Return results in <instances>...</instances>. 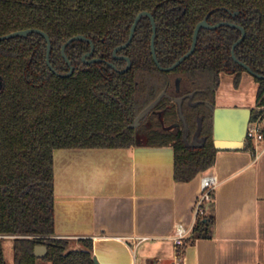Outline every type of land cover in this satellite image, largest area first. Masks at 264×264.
I'll use <instances>...</instances> for the list:
<instances>
[{"label":"trees","instance_id":"obj_1","mask_svg":"<svg viewBox=\"0 0 264 264\" xmlns=\"http://www.w3.org/2000/svg\"><path fill=\"white\" fill-rule=\"evenodd\" d=\"M225 8L239 13L230 15ZM212 9L209 24L226 21L244 28L234 54L264 75V0H0V35L26 28L43 30L50 38L49 60L57 72L68 71L60 48L77 34L90 38L93 56L102 59L84 63L81 57L89 51V43L72 41L65 53L74 70L61 77L46 64V43L40 34L0 40V264H7L5 239L11 244L12 264H95L91 239H78L81 247L74 249L70 239L55 235V149L170 147L174 180L182 182L214 164L218 148L212 108L220 75H232L237 88L245 72L230 55L239 29L201 28L191 55L164 71L152 59L151 24L143 16L131 42L117 51L130 58V67L120 73L105 62L124 67L125 61L114 58L112 51L127 40L135 16L148 11L156 24L158 63L168 67L189 50L195 25ZM254 81L250 121H264V79ZM163 90L165 95L140 124L130 127ZM182 96L186 132L174 101ZM261 131L264 137V127ZM196 134L205 139L192 147ZM245 148L253 149L251 139L246 138ZM213 199L203 204L205 213L193 223L183 247L212 236ZM36 245L47 249L41 258L33 253Z\"/></svg>","mask_w":264,"mask_h":264},{"label":"crops","instance_id":"obj_2","mask_svg":"<svg viewBox=\"0 0 264 264\" xmlns=\"http://www.w3.org/2000/svg\"><path fill=\"white\" fill-rule=\"evenodd\" d=\"M256 86L246 72L237 88L221 74L214 108L251 115ZM244 140L219 144L214 164L186 182L174 180L170 147L55 149V235L74 249L91 239L98 264H264V142L253 143L254 157ZM205 174L217 178L212 236L186 245L179 258L173 225L190 227Z\"/></svg>","mask_w":264,"mask_h":264},{"label":"water","instance_id":"obj_3","mask_svg":"<svg viewBox=\"0 0 264 264\" xmlns=\"http://www.w3.org/2000/svg\"><path fill=\"white\" fill-rule=\"evenodd\" d=\"M225 10L230 14V15H236L239 13V11H230L228 8H225ZM213 11L210 10L194 27L193 30V34H192V42H191V46L189 48V50L184 53L181 57H179L173 64H171L168 67H163L158 63L156 54H155V48H154V39H155V34H156V25H155V21L154 18L152 16V14L148 11H141L139 12L134 20L133 23L130 27V31H129V35L127 40L120 44L119 46H117L116 48H114L113 50V57L115 58H122L126 61L125 63V67L123 69H118L114 64H112L111 62H106L111 68H113L114 70L118 71V72H124L126 71L129 67H130V59L127 56H118L116 55V52L120 49H123L125 47L128 46V44L130 43V41L133 38L134 35V31L135 28L137 26V23L139 21V19L143 16H147L150 20L151 23V35H150V51L152 54V59L154 61V63L157 65V67L160 70H164V71H170L173 70L176 66H178L184 59H186L189 55H191V53L193 52L195 45H196V40H197V36H198V32L201 28H209V29H213L216 28L220 25H230L233 27H236L237 29L240 30L241 35L239 37V39H237L230 50V55L231 58L233 59V61H235L237 64H239L240 66H242L245 69V72L247 74H249L250 76H252L253 78H260V79H264V75L258 74L256 72H254L247 64L243 63L242 61H240L234 54V48L235 46L240 43L242 41V39L245 36V31L244 28L240 25H236L230 22H220L214 25H210L207 22V17L208 15ZM30 33H37L40 34L46 43V48H45V61L46 64L48 66V68L57 76H61V77H66L72 74L73 70H74V65L70 62V60L68 59V57L66 56L65 53V48L67 47V45L75 40H85L89 43V51L84 53L81 57V60L84 63H93V62H99L100 59L96 58V57H92L93 55V50H94V44L92 43L91 39L82 35V34H77L74 36H71L70 38H68L66 41H64L61 45L60 48V52H61V56L63 57V59L65 60V62L68 64L69 69L66 73H59L57 72L51 65L50 60H49V54H50V49H51V42H50V38L48 36V34L46 32H44L43 30H40L38 28H26V29H21V30H17V31H13L4 35H0V40H4V39H9V38H13V37H26L28 34ZM165 95V90L161 91L157 97L150 102L146 107H144L134 118L133 122L129 125L130 127H137L140 124V121L156 106V104L160 101V99ZM193 95V93L188 94L187 96L191 97ZM182 100L183 97H179V98H175L174 101L177 104V110H178V116L182 122L183 125V129L186 132L187 131V123H186V119L184 117V114L182 113V108H181V104H182ZM213 111V141L215 146L218 148L219 144H229V145H239V144H243L245 142L244 138H245V134H246V130H247V125L249 123V119H250V109H219V108H212ZM197 130H200L201 128V123H202V117L198 116L197 117ZM186 135H184L185 137ZM205 139V137L202 138H198L197 134L194 136L193 138V142L191 144L192 147H199L201 145V142ZM46 247L43 245H36L34 247L33 253L37 258H41L42 256H44L46 254ZM94 262L95 264H98L96 258H94Z\"/></svg>","mask_w":264,"mask_h":264},{"label":"built area","instance_id":"obj_4","mask_svg":"<svg viewBox=\"0 0 264 264\" xmlns=\"http://www.w3.org/2000/svg\"><path fill=\"white\" fill-rule=\"evenodd\" d=\"M264 127V121L260 118H256L253 121H249L246 131V138L252 140L255 144L257 142H264V137L261 129ZM252 156L256 157L255 149H252ZM217 184V178L213 174H205L201 177L200 181V192L197 195L192 212V223L190 227H186L182 223H175L173 225L172 241L176 248L177 256L181 257V250L184 246V240L188 236L193 223L198 217L205 213L203 204L211 201L214 197V189Z\"/></svg>","mask_w":264,"mask_h":264},{"label":"rangeland","instance_id":"obj_5","mask_svg":"<svg viewBox=\"0 0 264 264\" xmlns=\"http://www.w3.org/2000/svg\"><path fill=\"white\" fill-rule=\"evenodd\" d=\"M255 92H251L250 95L247 98V101L249 102V104H254V99H255ZM3 245H4V254H5V258L7 260L8 264H11V244L10 241L8 239L3 240ZM41 263V262H39Z\"/></svg>","mask_w":264,"mask_h":264},{"label":"flooded vegetation","instance_id":"obj_6","mask_svg":"<svg viewBox=\"0 0 264 264\" xmlns=\"http://www.w3.org/2000/svg\"><path fill=\"white\" fill-rule=\"evenodd\" d=\"M223 22V21H222ZM220 23V22H219ZM151 24V23H150ZM209 24V23H208ZM215 24H217V23H215ZM156 25V24H155ZM211 25V24H210ZM214 25V24H213ZM207 29H209V28H207ZM214 29V28H213ZM152 31V30H151ZM239 39V38H238ZM131 42V41H130ZM116 48V47H115ZM126 48V47H125ZM155 48V47H154ZM124 49V48H123ZM114 50V49H113ZM93 52H94V50H93ZM156 54V53H155ZM112 55H113V51H112ZM116 55H118L117 54V52H116ZM152 55V54H151ZM118 56H126V55H118ZM92 57H94L93 55H92ZM128 57V56H127ZM96 58H98V57H96ZM115 58V57H114ZM100 59V58H99ZM116 59H122V58H116ZM130 59V58H129ZM102 59H100V61H101ZM124 60V59H123ZM99 61V62H100ZM125 61V60H124ZM105 62H107V61H105ZM108 62H110V61H108ZM93 63H96V62H93ZM112 63V62H111ZM125 63H126V61H125ZM107 64V63H106ZM113 64V63H112ZM108 65V64H107ZM130 65H131V61H130ZM124 67H125V65H124ZM123 67V68H124ZM122 68V69H123ZM113 69V68H112ZM114 70V69H113ZM116 71V70H115ZM118 72V71H117ZM125 72V71H124ZM121 73V72H120ZM256 88H257V86H256ZM256 92V91H255ZM187 96V95H186ZM183 98L185 97V96H182ZM189 97V96H188ZM177 98H179V97H177ZM199 138V137H198ZM202 138V137H201ZM204 141V140H203ZM202 141V142H203ZM192 142H193V140H192ZM202 142H201V144H202ZM192 144V143H191Z\"/></svg>","mask_w":264,"mask_h":264}]
</instances>
